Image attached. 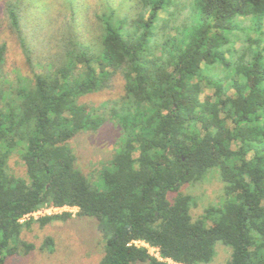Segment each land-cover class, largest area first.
Segmentation results:
<instances>
[{"label": "trees", "instance_id": "trees-1", "mask_svg": "<svg viewBox=\"0 0 264 264\" xmlns=\"http://www.w3.org/2000/svg\"><path fill=\"white\" fill-rule=\"evenodd\" d=\"M24 1L6 7L33 78L0 83V264L34 248L22 239L34 224L72 217L22 221L47 207L97 221L99 264H166L145 245L211 264L218 243L232 250L226 264H264V0H119L121 11L114 0H68L70 12H48V32L34 37ZM117 76L125 93L108 120L122 135L94 182L69 142L98 129L79 99ZM13 155L26 178L9 172ZM212 171L225 200L194 220L180 189Z\"/></svg>", "mask_w": 264, "mask_h": 264}, {"label": "rangeland", "instance_id": "rangeland-1", "mask_svg": "<svg viewBox=\"0 0 264 264\" xmlns=\"http://www.w3.org/2000/svg\"><path fill=\"white\" fill-rule=\"evenodd\" d=\"M114 5L120 9L119 0H114ZM6 7L7 0H0V45L5 44L7 47L0 83L7 79L9 85L17 86L19 79L20 83L26 84L33 78V74L26 63L17 36L9 27ZM48 12L52 17L70 12L68 0L24 1L23 21L27 35L34 37L36 34L41 36L48 32L46 28H42V25H45V18L49 16ZM239 45L240 43L237 44ZM35 65L37 66V63ZM124 93V81L117 76L112 81V88L79 99L85 110L95 115L98 129L78 134L69 144L76 156V168L91 181L98 182L102 166L112 159L118 149L122 131L115 121L109 122L108 116L109 108L114 105L113 102L118 101ZM206 93L212 95L210 89H206ZM9 168L11 174L26 178L25 165L18 155L11 157ZM180 191L194 199L195 204L191 209L194 220L200 218L206 209L218 207L225 200L224 184L217 171H212L204 180L184 185ZM78 211L77 208H68L62 212L72 214L67 221H54L43 228L34 224L30 230H25L22 239L32 244L34 248L27 254L22 248L20 254L8 258L5 264H99L104 255L105 241L99 232L97 221L79 217ZM40 217L31 218L37 220ZM48 237L52 238L53 243L43 249ZM149 251L153 255L156 254L153 248H149ZM216 253L211 264H226L232 250L218 243Z\"/></svg>", "mask_w": 264, "mask_h": 264}, {"label": "built area", "instance_id": "built-area-1", "mask_svg": "<svg viewBox=\"0 0 264 264\" xmlns=\"http://www.w3.org/2000/svg\"><path fill=\"white\" fill-rule=\"evenodd\" d=\"M71 209L70 207H63V208H59V207H47V208H43V209H41V210H39L38 212H35V213H33V214H31V215H29V216H27V217H25V219H23L22 221H24V220H26V219H29V218H31V217H33V218H38V216H41V217H44V216H49V215H52V214H56V215H61V214H63L62 212H63V210H66V209ZM58 213H61V214H58ZM136 244L137 245H139V242H136ZM142 245V244H141ZM144 245V244H143ZM146 246V245H145ZM148 249L149 248H151V247H148V246H146ZM153 250L154 251H156V254L155 255H153V254H151V252H150V254L152 255V256H154L155 258H157L159 261H161V262H164V263H166V264H182V263H177V262H175V261H173V260H171V259H163L161 256H160V253H159V249H157V248H153Z\"/></svg>", "mask_w": 264, "mask_h": 264}, {"label": "crops", "instance_id": "crops-1", "mask_svg": "<svg viewBox=\"0 0 264 264\" xmlns=\"http://www.w3.org/2000/svg\"><path fill=\"white\" fill-rule=\"evenodd\" d=\"M147 246V245H146Z\"/></svg>", "mask_w": 264, "mask_h": 264}]
</instances>
